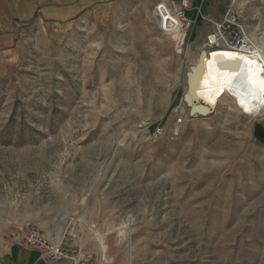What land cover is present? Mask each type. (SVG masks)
<instances>
[{
	"label": "rangeland",
	"instance_id": "obj_1",
	"mask_svg": "<svg viewBox=\"0 0 264 264\" xmlns=\"http://www.w3.org/2000/svg\"><path fill=\"white\" fill-rule=\"evenodd\" d=\"M180 1L126 0L62 43L21 36L0 74V254L29 225L73 237L80 264H264V112L183 99L217 38L264 48V0H192L194 25L163 33L155 8Z\"/></svg>",
	"mask_w": 264,
	"mask_h": 264
},
{
	"label": "crops",
	"instance_id": "obj_2",
	"mask_svg": "<svg viewBox=\"0 0 264 264\" xmlns=\"http://www.w3.org/2000/svg\"><path fill=\"white\" fill-rule=\"evenodd\" d=\"M125 1L0 0V74H6L20 61L21 36L26 31L36 28L55 43H62L87 27L103 32L111 27ZM0 264L50 263L36 250L9 239L0 254Z\"/></svg>",
	"mask_w": 264,
	"mask_h": 264
},
{
	"label": "bare ground",
	"instance_id": "obj_3",
	"mask_svg": "<svg viewBox=\"0 0 264 264\" xmlns=\"http://www.w3.org/2000/svg\"><path fill=\"white\" fill-rule=\"evenodd\" d=\"M209 41L215 43V37H209ZM239 45L238 42L237 45L225 49L201 51L195 64L186 74V92L183 99L187 95L200 110L214 109L218 99L226 96L233 101L243 116H252L257 111L262 114L264 48L253 45L251 49L240 50L237 49ZM238 103L246 109L248 115L242 111Z\"/></svg>",
	"mask_w": 264,
	"mask_h": 264
},
{
	"label": "built area",
	"instance_id": "obj_4",
	"mask_svg": "<svg viewBox=\"0 0 264 264\" xmlns=\"http://www.w3.org/2000/svg\"><path fill=\"white\" fill-rule=\"evenodd\" d=\"M192 0H181L178 6H167L159 4L156 14L159 17V29L166 34H173L182 29L183 24L187 27L194 25V21L188 20L185 13L190 10ZM168 10V13L166 12ZM178 21V23H177ZM219 34H221L220 29ZM221 36V35H220ZM228 38V41L221 36L216 42L222 41L225 46L238 44L234 39ZM209 44L212 43L209 41ZM11 239L26 248H30L39 252L50 264H80L82 255L74 249L73 237H63L59 242L49 240L39 229L32 226H24L12 231ZM84 264V262H81Z\"/></svg>",
	"mask_w": 264,
	"mask_h": 264
},
{
	"label": "water",
	"instance_id": "obj_5",
	"mask_svg": "<svg viewBox=\"0 0 264 264\" xmlns=\"http://www.w3.org/2000/svg\"><path fill=\"white\" fill-rule=\"evenodd\" d=\"M184 101L186 102V104L190 108V115L191 116H194V115L207 116L208 114L212 113V111H213V109H210V108H202V109L198 110V108H197L198 106H194L191 99L187 95L184 96ZM200 106H202V105H200Z\"/></svg>",
	"mask_w": 264,
	"mask_h": 264
}]
</instances>
